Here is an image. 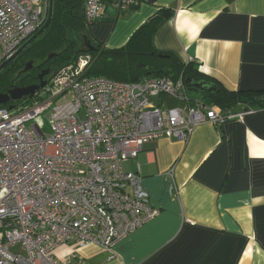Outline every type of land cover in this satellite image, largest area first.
I'll return each instance as SVG.
<instances>
[{"label": "built area", "instance_id": "2783aa9c", "mask_svg": "<svg viewBox=\"0 0 264 264\" xmlns=\"http://www.w3.org/2000/svg\"><path fill=\"white\" fill-rule=\"evenodd\" d=\"M106 1L125 11L147 0H84L87 24ZM48 6L0 0V64L42 26ZM92 61L81 52L29 102L0 106V264H66L53 252L71 242L111 251L159 214L140 167L128 171L123 162L150 141H186L197 125L233 114L192 97L182 73L124 81L89 73ZM165 96L180 104L164 106Z\"/></svg>", "mask_w": 264, "mask_h": 264}, {"label": "crops", "instance_id": "0c3cea01", "mask_svg": "<svg viewBox=\"0 0 264 264\" xmlns=\"http://www.w3.org/2000/svg\"><path fill=\"white\" fill-rule=\"evenodd\" d=\"M162 9L157 50L192 59L201 78L228 90L264 88V0H147L125 11L106 1L87 34L118 48ZM189 93L204 98L194 87ZM230 112L219 125H197L186 141L161 137L123 162L128 171L140 167L156 217L111 251L71 242L54 255L66 264H264V108L237 103Z\"/></svg>", "mask_w": 264, "mask_h": 264}, {"label": "trees", "instance_id": "16d2710c", "mask_svg": "<svg viewBox=\"0 0 264 264\" xmlns=\"http://www.w3.org/2000/svg\"><path fill=\"white\" fill-rule=\"evenodd\" d=\"M84 0H52V17L47 27L24 49H22L0 72V92L12 86H23L38 83V74L42 69L49 68L48 80L60 67L72 62L83 52L84 36L97 50L88 52L93 61L88 72L95 75L136 81L141 77L169 76L200 77L195 62L190 59L183 61L170 52L159 51L154 47L152 37L154 30L166 17L168 10L162 9L151 15L130 36L128 41L118 48H105L91 40L87 34L90 24L85 21L82 13ZM51 52L55 54L49 58ZM166 54L168 56H159ZM33 65L26 72L18 74L26 62ZM138 63H142L138 66ZM201 78V77H200ZM214 90H204V99L216 105L223 113L231 111L237 103H247L254 108H264V88L258 90H228L216 83ZM31 98L10 101L1 106L25 104Z\"/></svg>", "mask_w": 264, "mask_h": 264}, {"label": "water", "instance_id": "95a60500", "mask_svg": "<svg viewBox=\"0 0 264 264\" xmlns=\"http://www.w3.org/2000/svg\"><path fill=\"white\" fill-rule=\"evenodd\" d=\"M82 13H83V9H82ZM52 17V0H49V6H48V13H47V18L45 20V22L42 24L41 27H39L34 33H32V35H30V37L13 53V55L11 57H9L8 59L4 60L1 64H0V70L16 55L18 54L22 49H24L32 40H34L49 24L50 20ZM85 42H84V49L83 52H93L96 51L97 48L92 45L90 43L89 40L86 39V37L84 36ZM55 53L51 52L47 55L46 59L51 58ZM159 56H168L166 54H159ZM33 65V61L29 60L28 62L25 63L24 67L22 69L19 70V73L21 72H26L29 68H31V66ZM142 63H138V66H141ZM51 70L49 68L43 69L40 71V73L38 74V78H39V82L38 83H33V84H28V85H23V86H12L11 88L7 89L4 92H0V106L9 103L10 101H17V100H21L24 97H29L32 98L35 93L42 89L46 82L47 79L45 78V76H47L48 74H50ZM169 76H171V74H169ZM186 83L190 86V87H194L196 89L199 90H214L217 88L216 83L200 78V77H190L187 76L186 77ZM14 105H9L8 108L11 109L13 108Z\"/></svg>", "mask_w": 264, "mask_h": 264}, {"label": "rangeland", "instance_id": "374dc122", "mask_svg": "<svg viewBox=\"0 0 264 264\" xmlns=\"http://www.w3.org/2000/svg\"><path fill=\"white\" fill-rule=\"evenodd\" d=\"M92 45H93V44H92ZM83 47H84V45H83ZM49 115H50V111H48L47 113H45V114L42 116V120H43V121H46V119H47V117H49ZM27 124H29V123H27ZM11 250L14 251V252H18V247H12Z\"/></svg>", "mask_w": 264, "mask_h": 264}, {"label": "flooded vegetation", "instance_id": "af4514ba", "mask_svg": "<svg viewBox=\"0 0 264 264\" xmlns=\"http://www.w3.org/2000/svg\"><path fill=\"white\" fill-rule=\"evenodd\" d=\"M16 55H17V54H16ZM16 55H15V56H16ZM15 56H14V57H15ZM14 57H13V58H14ZM13 58H12V59H13ZM9 62H10V61H9ZM6 65H7V64H6ZM6 65L0 70V72L6 67ZM42 70H43V69H42ZM21 73H23V72H21ZM21 73L18 72V74H21Z\"/></svg>", "mask_w": 264, "mask_h": 264}]
</instances>
